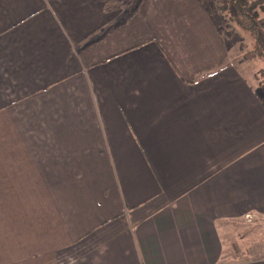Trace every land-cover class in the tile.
<instances>
[{
    "label": "crops",
    "instance_id": "1",
    "mask_svg": "<svg viewBox=\"0 0 264 264\" xmlns=\"http://www.w3.org/2000/svg\"><path fill=\"white\" fill-rule=\"evenodd\" d=\"M122 1L0 0V206L41 210L0 214V264H240L226 225L264 222L218 0Z\"/></svg>",
    "mask_w": 264,
    "mask_h": 264
},
{
    "label": "rangeland",
    "instance_id": "2",
    "mask_svg": "<svg viewBox=\"0 0 264 264\" xmlns=\"http://www.w3.org/2000/svg\"><path fill=\"white\" fill-rule=\"evenodd\" d=\"M132 1L133 0H123L122 2L131 3ZM223 4V0H218V6L221 7V10L224 7ZM130 5L128 6L127 14H130V11L132 9ZM220 26V28H222L223 23H220ZM229 32L231 33V37L227 38L225 32L221 30V35L223 36L229 50L228 63L237 66L242 65L240 67L241 71L247 76H251L252 78L255 77L256 84L260 86V81L257 76L259 70L264 68V61H259L256 59L245 60V55L249 51V49L252 48V43L250 42L249 38L241 34L240 30L235 27V25L229 26ZM241 47H243V50L241 49ZM25 210V214L31 212L32 214L35 213L36 215H40L39 213L41 211L38 207H33L32 210H30V208H22L17 205L15 206L14 203H12L11 206H0V214L5 216H12L13 219L16 216L24 215L22 211ZM4 221L5 222H0V227L4 230H8V228L12 229V231H14L16 228L22 230L24 226V224H21L19 222H7V219H4ZM33 225V227L37 228L39 224L33 223ZM224 234L229 237V239H226V242L230 243L228 248L231 249V251L233 250L234 252H241V256L237 255V259H240L234 260L232 261V263L238 262L240 264H244L245 261V263H248L252 261L251 259H253L254 257L250 255V251L254 248L258 249L260 244H264V222H257L254 221V219L241 220L235 222L234 224L226 225Z\"/></svg>",
    "mask_w": 264,
    "mask_h": 264
},
{
    "label": "trees",
    "instance_id": "3",
    "mask_svg": "<svg viewBox=\"0 0 264 264\" xmlns=\"http://www.w3.org/2000/svg\"><path fill=\"white\" fill-rule=\"evenodd\" d=\"M223 1L221 30L230 38L229 26L235 25L252 43V48L244 59L264 61V0ZM241 49L243 50V47ZM257 77L261 88H264V68L259 70Z\"/></svg>",
    "mask_w": 264,
    "mask_h": 264
}]
</instances>
